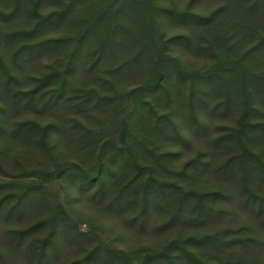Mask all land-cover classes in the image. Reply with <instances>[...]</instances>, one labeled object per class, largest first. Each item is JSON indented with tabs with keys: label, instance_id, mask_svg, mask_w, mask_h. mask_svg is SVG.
<instances>
[{
	"label": "rangeland",
	"instance_id": "obj_1",
	"mask_svg": "<svg viewBox=\"0 0 264 264\" xmlns=\"http://www.w3.org/2000/svg\"><path fill=\"white\" fill-rule=\"evenodd\" d=\"M105 1L0 0V264H121L110 251L139 263L189 236L243 240L184 244L206 264H264V210L246 201L237 167L244 154L248 183L264 197L251 157V151L264 157V87L253 81L264 79V42L254 48L264 37V5L252 10L247 0H195L192 8L201 13L222 3L226 9L210 24L152 11L146 27L125 9L104 36L107 19L93 26L87 19ZM189 1L147 2L182 8ZM55 11L62 13L49 17ZM151 27L165 40L186 36L168 40L171 57L154 89L147 88L154 77L145 42ZM218 33L228 37L230 56L240 58L241 74L253 78L249 120L257 125L242 139L234 134L244 94L237 73L204 80L197 73L223 50ZM66 67L61 83L57 72ZM179 68L190 73L183 77ZM49 73L30 97L27 91ZM24 121L35 125L16 130ZM133 155L152 174V198L142 215L138 184L148 172L136 177ZM48 172L55 177L46 179ZM95 174L101 186L82 177ZM16 181L41 184L19 207ZM122 192L126 198L116 206ZM181 192L187 195L175 216ZM58 206L64 216L56 220L53 241L40 247L46 223L18 237ZM176 252H166L173 261L164 255L148 264H195Z\"/></svg>",
	"mask_w": 264,
	"mask_h": 264
},
{
	"label": "trees",
	"instance_id": "obj_2",
	"mask_svg": "<svg viewBox=\"0 0 264 264\" xmlns=\"http://www.w3.org/2000/svg\"><path fill=\"white\" fill-rule=\"evenodd\" d=\"M147 1L148 0H106L102 4L98 12L94 16H91L87 19V24H88L87 26L96 25L99 21L107 19V28L105 31L106 33L104 35V36H107L114 29V27L117 26L119 23L116 19L117 15H119L120 12L125 11V9L129 11L130 18L132 17V19L138 22L140 21L139 22L140 26L143 25L142 23L144 22L150 23L152 21V17H151L152 11L153 12L156 11L158 15L172 16L178 19L191 20L193 22L200 23V24H210L215 19H217L226 9L225 4L222 3L218 5L217 7H215L214 9H212L208 13H201V12L195 11L192 8V3L195 0H190L186 4V6L182 8L168 7V6H163V5L156 6L152 2H147ZM147 3H149V6H147ZM263 5H264V0H247V6L248 8L252 10L262 7ZM147 7L148 8L150 7V9H148ZM56 12L58 14L62 13L61 11H55L49 17L51 16L56 17L57 16ZM143 26L146 27V25H143ZM87 30H88V27L83 28L81 32V36H80L81 38L85 36ZM147 32L148 33H146L147 35L145 37L146 47L150 51V54L153 58L152 62L154 65V70H153L154 77L149 80L147 88L154 89L156 88V86L160 85V81H161L160 79L165 74L163 71L164 61H166V59H169V57H171L170 54L165 51V46L167 45V42H169L168 40L175 38L176 36H183V37H186V36L184 34H178V35L172 36L168 38L167 40H165L161 37V35H156L152 27ZM218 34L219 35H217V37L219 38V44L223 46V50H221L219 54L216 53V56H215L216 59L212 63H210L207 68H205L204 70L200 72L197 71V73H198L199 78L203 80L211 78L213 76L225 77L227 73H230V72L237 73L243 85L244 94H243V109L240 112V115L238 118V126L236 127L234 134L239 139H242V138L248 137L247 130L252 128L256 124L249 120V114H251L254 107L252 106V102H251L252 98H251V92L248 89L249 87L248 82H249V78L251 79L253 78L251 77L248 71H244L243 74H241V71L239 70L240 63H241L240 58L232 57L229 54L230 46L228 45V37H226L225 34H220V33ZM51 41L60 42L62 40L59 38H54V39H51ZM44 42L48 44L49 39L45 40ZM158 42L160 44H158ZM263 42H264V37H260L259 43L255 45L254 48H256V46L257 47L261 46ZM66 69L67 67L62 68L60 71L57 72V74H59L61 77V83L63 82L66 76ZM179 70H180L179 74L183 75V77L184 76L186 77L187 74L190 73L189 70H183L181 68H179ZM177 73H178V70L176 69V74ZM50 78H51V74L49 73L46 76H44L42 79H40L39 84H37L33 89L28 90L27 92L30 94V97L31 95H33V92L39 86L47 82ZM254 79L255 80L253 81L257 82V84L261 85V87H264V79H261L260 83L256 79V77ZM61 86L62 84L59 85V87ZM33 125H35L34 121H26V122L24 121V122L18 123L15 129L17 130L25 126L28 130H30L33 127ZM46 128L47 127L41 128V139L43 141L45 138ZM263 130H264V127H263ZM245 153L247 152L245 151ZM243 155L244 154L241 155L242 157L240 158L238 165H237L238 173H239V180L241 183V187L243 191L245 192L246 201L251 205L252 208H254L255 210L257 209V211L259 212V211L264 210V197L255 193L252 187L249 185L248 167L245 166L244 164ZM251 157L253 158V164L255 163V166H256L254 167V169L259 170L261 179H263L264 181V157L261 156V154H259L258 152H252V151H251ZM133 164L137 172L136 177L142 176L144 172H148L147 180H144V181L140 180L138 184V187H140L142 190L143 199L141 200V210H140V215H142L143 213L145 214L147 212L148 207L150 205V200L152 198L151 193H149L148 191V188L150 187L149 181L152 180V174H151L150 166L145 165V164H140L134 155H133ZM226 165H227V161L221 165L223 171L225 170ZM55 175H56L55 173L48 172L47 174H45V178L46 179L54 178ZM82 177L84 179L88 178L90 180H95V181L97 180L98 184L100 186L102 185L101 179H99V175L95 174L91 176H82ZM6 185H10V184H6ZM11 185L18 187L16 192H14V195L16 199L15 207H19V205L22 203V201L27 196V194L30 191L38 188L41 184L37 185L35 181H25V182L16 181V182H11ZM124 193L125 192L119 193L118 196L113 200L114 202H116L115 203L116 206H120L121 205L120 202L122 201V199L126 198V195L124 196ZM127 194L129 193L127 192ZM186 195L187 193L181 192L180 196H178L177 198L178 199V205H177L178 209L174 214L175 216H177L178 214L177 212L181 207L182 200L184 199ZM128 201L129 200H126L124 201V203H128ZM63 212L64 210L62 206H58V208L46 218L38 220L35 224H32L31 226H29V228L22 229L18 237L20 238L22 237L24 233L28 232L30 229L37 228L39 225L46 223L47 231L44 237L41 238L42 246H40L41 248H43V245H45L46 241H53L52 237L54 236V233H55L56 220L59 216L60 217L64 216ZM190 240L196 243L208 242L209 244H213L216 246L218 245H222V246L229 245L230 246L231 244L234 245L235 243L238 244V242L239 243L243 242L242 239L237 238V237H232L229 241L228 240L227 241H216L207 236H189L183 241L175 240L172 243L169 242L163 249L155 252V254L146 255L145 258H143L139 263L134 262V260H131L126 253H122L120 251H110V254L112 256L118 257L116 259L120 260L121 264H148V261L150 259H153L155 262H157L158 257H163L164 255H166V257L169 258V260L173 261L172 259L173 257L166 254V252L172 251V253H177L176 250H178L184 253L185 255H187L189 258H191V260L194 261L195 264H206L202 262L201 260H199L195 254H193L192 252L186 249L184 244Z\"/></svg>",
	"mask_w": 264,
	"mask_h": 264
}]
</instances>
